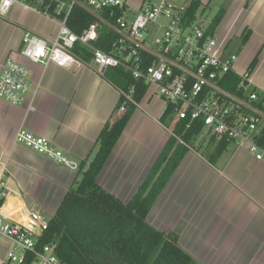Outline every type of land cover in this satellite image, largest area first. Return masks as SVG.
<instances>
[{
    "label": "crops",
    "instance_id": "1",
    "mask_svg": "<svg viewBox=\"0 0 264 264\" xmlns=\"http://www.w3.org/2000/svg\"><path fill=\"white\" fill-rule=\"evenodd\" d=\"M211 1L200 3L207 6ZM143 2L129 0L130 13L141 9ZM215 7L224 13L214 35L224 40V54H236L233 72L247 73L257 56L245 94L255 90L263 96L264 0H218ZM57 30L56 19L20 6L0 16V69L11 57L29 69L32 83L39 87L34 100L22 106L0 100V180L8 193L5 207L9 211L25 208L46 222L80 180V164L86 167L93 158L105 125L119 115L116 106L121 92L91 59L78 67L59 68L33 64L20 56L25 32L50 40ZM242 34L247 36L243 44ZM232 42L237 46L228 51ZM165 106L156 89L148 87L97 177L102 189L123 202L130 200L172 135L171 126L159 122ZM20 128L49 140L79 165L78 170L14 144ZM206 141L207 148H189L147 222L164 235L176 234L178 246L193 264H264V162L255 161L246 145L237 142H229L220 155L211 158L218 139ZM12 247L0 235V264H16L7 260Z\"/></svg>",
    "mask_w": 264,
    "mask_h": 264
},
{
    "label": "built area",
    "instance_id": "2",
    "mask_svg": "<svg viewBox=\"0 0 264 264\" xmlns=\"http://www.w3.org/2000/svg\"><path fill=\"white\" fill-rule=\"evenodd\" d=\"M75 1L97 14L108 10L112 18L115 16L114 10H119L121 13L115 19L114 26L143 45H146L150 30L156 32L158 37L153 36L152 41L159 48L157 52L165 57L170 55L173 59L167 58L186 67L199 78L214 83L216 79L233 72L237 56L235 53L224 54V40L215 35H206L208 25L202 22L185 25L184 16L188 4H182L179 0H144L133 20L128 21L129 0ZM74 5L73 1L68 0H0V16L5 15L13 6H20L25 11L56 19L58 30L53 39L48 40L31 32L23 34L19 54L28 62L43 67H78L85 62L75 54L74 49L79 45L91 51V61L99 72L122 67L134 80H142L148 87H154L165 104L174 107L175 120L183 121L185 129L200 121L208 137L218 140L225 138L229 142L244 144L255 161L264 162V141L259 142L253 137L259 126V118L239 111L233 104L217 98L214 92L201 98V83L195 81L188 85L186 75L181 73L175 76L173 68L163 62L156 61L142 68L137 48L132 45L126 46L120 41L121 46L112 54L96 49L94 43L98 39V22L90 24L80 34L74 33L67 26V18ZM249 74L238 75L243 90H247L252 83ZM38 90L39 87L31 81L29 69L8 57L0 69V100L12 106H22L28 100L33 101ZM133 92V87H130L127 94L120 92V95L126 102L134 104L131 98ZM249 98L256 100V95L253 93ZM123 110L122 105L118 112ZM178 141L183 144L181 140ZM13 143L72 171L78 170L79 165L55 149L49 140L26 129L20 128L15 132ZM7 196L5 185L0 180V235L13 246L7 254L8 262L23 264L30 257V264H65L55 255L52 244L41 248L37 245L36 238L46 230L47 222L22 207L7 210ZM21 221L34 223L39 228L38 236L24 229L20 225Z\"/></svg>",
    "mask_w": 264,
    "mask_h": 264
},
{
    "label": "trees",
    "instance_id": "3",
    "mask_svg": "<svg viewBox=\"0 0 264 264\" xmlns=\"http://www.w3.org/2000/svg\"><path fill=\"white\" fill-rule=\"evenodd\" d=\"M200 7V0L189 2L184 16L186 26L196 21ZM109 13L108 10L99 12L102 18L115 25V19L121 12L115 9L113 18ZM223 13L222 8L217 11L208 24L206 35L214 36ZM94 22H97L95 18L76 5L67 18V26L76 34H80ZM246 38L247 36L242 34L240 39L242 44ZM120 41L123 45H130L115 32L99 24L98 39L94 43L96 49L112 54L121 46ZM74 50L85 62L92 58L91 51L79 45H76ZM137 52L142 68H147L157 61L139 49ZM167 57L173 59L170 55ZM256 65L257 56L250 63L248 72ZM172 71L175 76L181 75L176 69ZM103 76L122 93L127 94L129 88L133 87L131 98L134 104L126 102L120 95L116 110L123 105V112L105 125L95 142L96 151L93 158L86 167L85 164H80V180L66 193L56 213L47 222L46 230L36 238L37 245L41 248L44 245L57 244L54 253L65 264H193L191 256L178 246L177 235H164L157 231L148 224L147 216L189 148L194 149L192 145L203 132L204 126L202 122L197 121L185 129L183 121L175 120L174 107L166 105L159 122L166 128L171 126L172 135L130 200L123 202L102 189L97 183V177L134 113L136 105L146 94L148 86L142 80H134L122 67L108 68ZM186 80L188 85L195 82L189 76H186ZM214 83L222 90L264 112V95L259 96L255 90L246 95L247 91L240 87L241 78L234 72L225 74ZM201 90V98L213 93L204 85ZM253 93L256 100L249 98ZM214 95L233 104L216 93ZM234 106L239 111L256 117L245 109ZM256 140L264 141V124L260 127ZM228 143L225 138L219 139L211 158L220 155ZM30 261L29 257L23 264H30Z\"/></svg>",
    "mask_w": 264,
    "mask_h": 264
},
{
    "label": "water",
    "instance_id": "4",
    "mask_svg": "<svg viewBox=\"0 0 264 264\" xmlns=\"http://www.w3.org/2000/svg\"><path fill=\"white\" fill-rule=\"evenodd\" d=\"M68 1H73L76 6L82 8L88 14H90L93 18H95L96 21L99 24H101V25L107 27L108 29L112 30L113 32H115L121 39H123L124 41H126L130 45H132V46L136 47L137 49H139L140 51L152 56L157 61L163 62V63L169 65L171 68L180 71L182 74L191 77L195 81H197V82L201 83L202 85L206 86L207 88H209L212 92H214V93L222 96L223 98L227 99L228 101H230L234 105H236L238 107H241V108L245 109L246 111L254 114L256 117L259 118V126L262 123H264V112L254 108L247 101H245V100H243L241 98H238V97H236L234 95H231L230 93L222 90L221 88H219L216 84H214L212 82H208V81H206V80H204L202 78L197 77L192 71L188 70L186 67L182 66L181 64H179V63H177V62L165 57L164 55H162L159 52H157V51H155V50L143 45L142 43L136 42L131 37H129L127 34L122 32L121 30H119L116 26L112 25L107 20L102 18L101 15L97 14L93 10L89 9L88 7H86L84 4H82V3L78 2V1H75V0H68ZM103 72H104V70H102V73ZM20 225L24 229L29 231L32 235L38 236L39 228L34 223H31L29 221H21Z\"/></svg>",
    "mask_w": 264,
    "mask_h": 264
},
{
    "label": "rangeland",
    "instance_id": "5",
    "mask_svg": "<svg viewBox=\"0 0 264 264\" xmlns=\"http://www.w3.org/2000/svg\"><path fill=\"white\" fill-rule=\"evenodd\" d=\"M152 1H158V0H152ZM180 3L182 4H187L189 3L191 0H179ZM218 0H212L211 2H209V4L207 6H201L197 16H196V21L197 22H203L205 25L209 24L211 19L214 17V15L217 13V7H215V5L217 4ZM201 4V3H200ZM135 16V13L131 12L128 15V21L133 20ZM149 37L147 40H145V44L147 46H149L150 48H152L155 51H158L159 48L157 46L154 45L152 39L153 36H157L158 34H156V32H153L150 30V32L148 33ZM237 43L236 42H232L229 47H228V51H230L231 49L236 48ZM247 91H249V89H247ZM208 138V135L206 133V130H203V132L201 133V135L194 141L192 147L197 148L198 146L201 147L203 146V148H207V144L208 141H206V139ZM57 245V244H56ZM55 244H52L53 249H55Z\"/></svg>",
    "mask_w": 264,
    "mask_h": 264
},
{
    "label": "snow or ice",
    "instance_id": "6",
    "mask_svg": "<svg viewBox=\"0 0 264 264\" xmlns=\"http://www.w3.org/2000/svg\"><path fill=\"white\" fill-rule=\"evenodd\" d=\"M6 2H7V0H6Z\"/></svg>",
    "mask_w": 264,
    "mask_h": 264
}]
</instances>
